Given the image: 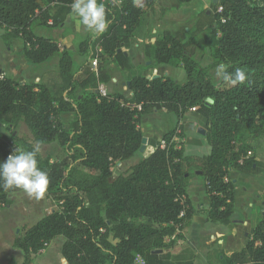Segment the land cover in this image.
<instances>
[{
  "label": "trees",
  "instance_id": "1",
  "mask_svg": "<svg viewBox=\"0 0 264 264\" xmlns=\"http://www.w3.org/2000/svg\"><path fill=\"white\" fill-rule=\"evenodd\" d=\"M119 1L98 0L106 9L107 29L77 44L76 52L85 53L86 59L74 71L69 50L34 32L36 27L61 25L72 14L73 0H0L2 39L19 38L22 55L32 65L56 58L61 79L59 94L52 97L43 85L0 78V123L9 129L0 135V162L18 153L15 144L21 139L13 128L21 122L35 142L56 140L67 158L52 162L37 152L38 167L49 177L46 194L56 205L14 238L12 248L23 256L20 264H30L31 256L57 236L64 238L60 252L67 264H135L138 256L144 264H195L191 249L173 253L195 213L186 176L200 172L209 200L206 221L225 226L234 213L235 184L229 172L264 173V163L256 160L252 145L264 134V0L211 3L201 22L211 50L206 67L194 58L199 45H190L191 36L184 39L179 32L164 31L156 38L153 65L179 60L183 84L131 74L134 66L124 49L144 24L150 0L140 6L133 0ZM150 50L145 48L148 58ZM92 59H98L96 72L91 70ZM221 63L230 73L242 69L248 79L235 86L215 82L209 70ZM105 64L126 74L129 99L98 94V84L111 78ZM76 87L80 95L69 98ZM192 108L204 120L206 155L186 156L173 143L181 120ZM154 111H165L176 121L175 128L162 136L165 148L157 146L113 178L114 162L129 161L139 153L144 138L141 118ZM61 114L72 115L67 130L58 119ZM24 148L34 149L27 143ZM16 190L0 187V205H9L7 196ZM218 258L219 264H264V214L253 222L251 239L240 251L226 255L219 246ZM5 264L19 263L10 257Z\"/></svg>",
  "mask_w": 264,
  "mask_h": 264
},
{
  "label": "crops",
  "instance_id": "2",
  "mask_svg": "<svg viewBox=\"0 0 264 264\" xmlns=\"http://www.w3.org/2000/svg\"><path fill=\"white\" fill-rule=\"evenodd\" d=\"M136 6L144 5L146 0H133ZM214 0H192L188 3H183L180 0H150L147 2L148 10L144 17V24L140 26L136 32L135 37L132 39L130 46L124 49V54L129 57L132 65L134 66L131 74L144 76L147 78L151 74V77L169 76L174 73V68L169 64H161L154 66L152 55H153V43L156 38L164 31L171 33L179 32L183 35L190 37L193 31H204L206 27L201 28V22L204 20V16L209 15L210 5ZM191 30V31H190ZM37 36H43L51 39V41L58 44L60 49H67L72 53L73 61L77 58H83L82 62H85L86 54H78L76 52L77 43L84 40L87 35V29L79 23V18L72 14L68 15L65 21L57 27H36L34 30ZM4 33L3 27L0 26V75L11 78L18 83L23 84H40L45 87H49L50 77L54 76L57 78V88L60 89L61 79L58 74L57 59L52 58L41 65H32L28 63L23 55V43L18 38L4 41L2 34ZM94 33L90 37H94ZM187 37H185L186 39ZM151 47L150 57H146L145 48ZM75 67V66H74ZM75 69V68H74ZM108 72H113L114 75L110 78L112 83L119 82L122 85L123 90L130 96V91L127 89V82L124 80L125 73L117 71L113 64L108 65ZM77 70V69H76ZM184 74L183 67L178 68ZM79 71V70H78ZM150 73V74H149ZM170 78V77H169ZM54 79V80H55ZM56 82V81H55ZM115 89V88H113ZM112 95L115 92L111 93ZM165 117L170 118L172 122H175L172 115L167 114L163 111ZM197 116L198 114L195 113ZM151 116V117H150ZM153 116V117H152ZM162 116L153 112L146 115L140 125L141 132L146 142V135L155 142H159L160 137L155 135L161 127L157 118ZM72 118V115L71 117ZM148 118V119H147ZM153 121V127L149 130L150 133H145L142 128L144 125L147 127V120ZM201 122L204 120L199 116ZM156 147H154L155 149ZM145 149V147H144ZM209 153V151H208ZM207 153V154H208ZM187 156L191 154L186 153ZM206 155V154H204ZM193 156H200L193 154ZM257 160V159H256ZM258 161L264 163L263 159ZM195 176H201L196 174ZM194 178V177H193ZM229 180L235 184L234 192V213L231 217V222L228 225H221L219 223H211L206 221L205 211L208 209L209 200L208 195L205 192L204 178L202 177V190L205 197L198 199V202H194L191 194L187 191L195 213L192 217L191 224L188 228L192 227L195 221L200 220L202 228L205 226L214 227L215 235L220 233L221 239L218 241V246L215 245V250L219 249V246H223V252L226 255L240 251L246 243L251 239L252 225L257 217L264 214V195L261 201V206L256 205V201L260 199V194H264V173L247 175L241 174L235 171H230L228 175ZM192 179V178H190ZM189 179V180H190ZM188 180V181H189ZM256 211L258 213H256ZM200 213V217L198 214ZM200 223V222H199ZM203 223V224H202ZM200 237L204 235L199 234ZM243 240L242 246L234 250L235 240ZM195 255V261L197 257V251L193 250ZM20 264V263H19Z\"/></svg>",
  "mask_w": 264,
  "mask_h": 264
},
{
  "label": "rangeland",
  "instance_id": "3",
  "mask_svg": "<svg viewBox=\"0 0 264 264\" xmlns=\"http://www.w3.org/2000/svg\"><path fill=\"white\" fill-rule=\"evenodd\" d=\"M191 30L193 31V33L191 34L192 40H189L190 45H199L197 46V48H195L194 58L199 61L202 67H206L207 65H209V63H211V50L207 48L208 41L205 37V32H195L194 28H192ZM92 34V31L87 30V35L84 40L79 41L77 44L84 41L87 43L86 39L91 38L90 35ZM187 34H185V37H188L186 36ZM85 48L84 51L86 52L87 50ZM82 60L83 58L76 59V61L74 62V71H76V69L79 70V68H81L85 63L82 62ZM96 60L98 62V59ZM171 66L174 68V73L170 74L169 76H163L162 74H160L161 77H170V79L175 80L177 83L183 84L185 82V74H183L182 71L178 70V68L182 66L180 64V61L177 59L174 60ZM105 68L107 71L109 70L107 64H105ZM113 72H108L110 77L114 75ZM209 73L215 82L218 83L221 81V79H218L215 74L216 68L210 69ZM150 77L151 74L147 76L148 79ZM54 79V76L50 77L48 83L49 87H47L49 95L52 97L59 94V89L57 88V78L55 80ZM105 85L109 95H112L111 93L115 92V94H121L125 99H129L130 96L126 91L123 90V87L119 82L112 83L110 79V81ZM78 94L80 95V89L76 87L74 92L69 95V98L75 99ZM163 113V111L157 112V114L162 115L157 118L161 129L157 133H155V135L157 134L160 139H162V136L166 132L172 130L176 126V121L172 122L170 118H168L169 116L165 117ZM195 113V110L190 109L184 115L183 119L180 122L181 128L176 130L175 138L173 140V143L177 149H183L184 155H186V153L191 154V156H193V154L204 155L209 151V146L204 138V123L199 119V115L197 116ZM145 116L146 115L141 118V121ZM70 117V114H61L58 116V119L62 123L65 130L68 129V125L72 121V118ZM172 117L174 116L172 115ZM145 127V125L142 127L144 129V132L147 134L150 133L149 130H151V128L153 127V121H151L150 118L149 120H147V127H149L150 129H147ZM139 129H141V125H139ZM198 129L204 130V135H201L198 132ZM8 130V126L0 123V135L6 134ZM13 131L14 135L21 139V141L15 144L17 152L25 150V143H27L30 144L33 148H38V153L42 158L49 156L52 162L67 159L64 150L60 147L56 140L41 144L35 142L32 132L25 126L24 123H19L13 128ZM145 137L146 142L144 143L145 149L143 151H139V153H137L129 161H117L112 164L111 170L113 178L123 173L129 166L136 163L139 159L147 157L154 150V147L158 146V142H155L156 144H154V141L149 138V135H146ZM245 139L247 140L248 137H245ZM252 145L255 149L256 159L264 160V134L260 135L255 141H253ZM77 171H81L80 168H78ZM196 174L199 173L196 171H191L189 175L186 176V190L191 194L194 202H198V199H202L203 197H205V194L202 190V177L195 176ZM261 195L264 194H260V199L256 201L257 206H261V201L263 200V197ZM7 197L9 199V205H0V264H5L10 257H13L16 263H22L23 256L21 251L12 248V242L14 238L19 232H21L23 228L32 226L46 213H50L55 207L56 203L52 201L50 195L48 197V195L45 194L42 199L37 200L34 197H30L22 190H16L15 192L10 193ZM256 213L258 212L256 211ZM258 215L260 214L258 213ZM198 216L200 217V213L198 214ZM195 223L196 224H194L192 227H190L189 230L186 231L184 240L179 242V246L174 250L173 253H177L181 248H189L192 251L195 250L198 252L195 264H219L218 249L215 250V248L213 247H215V245L218 246V241L221 239L220 233H217V236L214 238V227L205 226V228H202V226L198 225L201 224L200 220L195 221ZM199 234L204 235V237H200ZM63 241L64 238L62 236H57L56 238H54L46 249H44L37 255L31 256L30 264H61L60 258L62 256L60 250ZM242 244V239L235 240V247L233 249H239ZM135 264H138L137 259L135 260Z\"/></svg>",
  "mask_w": 264,
  "mask_h": 264
},
{
  "label": "clouds",
  "instance_id": "4",
  "mask_svg": "<svg viewBox=\"0 0 264 264\" xmlns=\"http://www.w3.org/2000/svg\"><path fill=\"white\" fill-rule=\"evenodd\" d=\"M71 10L79 23L85 29L95 34L106 31L108 20L106 9L98 0H73ZM216 76L223 82L232 86L243 84L247 79V74L240 68L234 72H228L226 66L221 63L216 67ZM38 148L31 151L21 150L17 154H10L5 161L0 162V187L5 190L18 189L27 193L37 200L42 199L48 189V174L38 167ZM61 264H67V258L61 257ZM138 264H144L142 257L136 258Z\"/></svg>",
  "mask_w": 264,
  "mask_h": 264
},
{
  "label": "built area",
  "instance_id": "5",
  "mask_svg": "<svg viewBox=\"0 0 264 264\" xmlns=\"http://www.w3.org/2000/svg\"><path fill=\"white\" fill-rule=\"evenodd\" d=\"M110 1H115L117 3H119L120 1L119 0H110ZM222 11V8L221 7H218L217 9V12L220 13ZM223 21V20H222ZM51 24V22H49ZM26 46L28 47L29 44H26ZM91 70L93 72H96L97 70V60L96 59H92L91 61ZM3 75H0V78H2ZM150 78H153V77H150ZM23 83H19V85H22ZM97 92L98 94L101 96V97H106L108 96V91H107V88H106V85L104 83H99L98 84V88H97ZM132 95V93L130 92V96ZM131 106L133 107H137L139 109V106H136L135 104H131ZM192 110H195V108H192ZM175 138V137H174ZM174 140V139H173ZM166 146V143L164 140H159L158 142V147L160 148H165Z\"/></svg>",
  "mask_w": 264,
  "mask_h": 264
},
{
  "label": "water",
  "instance_id": "6",
  "mask_svg": "<svg viewBox=\"0 0 264 264\" xmlns=\"http://www.w3.org/2000/svg\"><path fill=\"white\" fill-rule=\"evenodd\" d=\"M213 3L216 4V3H217V0H214ZM153 78H155V77H153ZM198 132H199L201 135H204V130H202V129H198ZM144 143H145V139L143 138V139H142V146H141V148H140V151H143V150H144ZM198 173L200 174V172H198Z\"/></svg>",
  "mask_w": 264,
  "mask_h": 264
}]
</instances>
